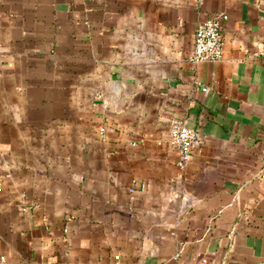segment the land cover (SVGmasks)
I'll list each match as a JSON object with an SVG mask.
<instances>
[{"label":"crops","instance_id":"1","mask_svg":"<svg viewBox=\"0 0 264 264\" xmlns=\"http://www.w3.org/2000/svg\"><path fill=\"white\" fill-rule=\"evenodd\" d=\"M219 13L223 57L191 62ZM1 256L264 264V0H0Z\"/></svg>","mask_w":264,"mask_h":264},{"label":"built area","instance_id":"2","mask_svg":"<svg viewBox=\"0 0 264 264\" xmlns=\"http://www.w3.org/2000/svg\"><path fill=\"white\" fill-rule=\"evenodd\" d=\"M202 4L203 0H197ZM229 15L219 13L199 21L195 32V45L190 54V60L193 63L201 61H218L223 57L224 39L223 26ZM207 90V87H203ZM203 136L196 128H191L184 118H177L172 124V144L177 151V164L184 169L191 159L194 150L200 146ZM23 199L27 193H22ZM1 256L0 259H3ZM204 263L208 262L203 258Z\"/></svg>","mask_w":264,"mask_h":264}]
</instances>
